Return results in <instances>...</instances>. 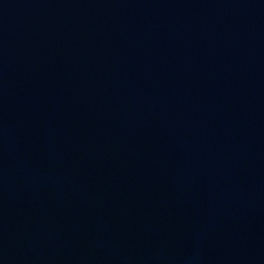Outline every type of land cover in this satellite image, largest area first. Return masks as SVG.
<instances>
[{
  "label": "water",
  "instance_id": "water-1",
  "mask_svg": "<svg viewBox=\"0 0 264 264\" xmlns=\"http://www.w3.org/2000/svg\"><path fill=\"white\" fill-rule=\"evenodd\" d=\"M0 264H264V0H0Z\"/></svg>",
  "mask_w": 264,
  "mask_h": 264
}]
</instances>
